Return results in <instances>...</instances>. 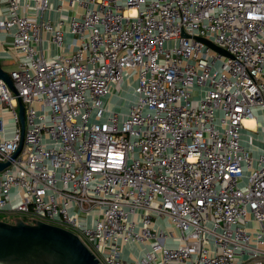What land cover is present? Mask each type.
I'll return each mask as SVG.
<instances>
[{
    "label": "built area",
    "instance_id": "obj_1",
    "mask_svg": "<svg viewBox=\"0 0 264 264\" xmlns=\"http://www.w3.org/2000/svg\"><path fill=\"white\" fill-rule=\"evenodd\" d=\"M0 59V213L103 264H264V0H0Z\"/></svg>",
    "mask_w": 264,
    "mask_h": 264
},
{
    "label": "water",
    "instance_id": "obj_2",
    "mask_svg": "<svg viewBox=\"0 0 264 264\" xmlns=\"http://www.w3.org/2000/svg\"><path fill=\"white\" fill-rule=\"evenodd\" d=\"M205 41L216 50L227 53L210 41ZM0 79L16 92L13 80L1 63ZM19 110L24 135L23 104H20ZM8 164L9 162L0 163V169ZM0 264H103V262L81 237L70 229L40 219L25 221L21 217H16L13 222L0 219Z\"/></svg>",
    "mask_w": 264,
    "mask_h": 264
},
{
    "label": "rangeland",
    "instance_id": "obj_3",
    "mask_svg": "<svg viewBox=\"0 0 264 264\" xmlns=\"http://www.w3.org/2000/svg\"><path fill=\"white\" fill-rule=\"evenodd\" d=\"M0 63L5 70L10 71L11 68L13 67L14 60H12V59H0ZM132 87L133 86H131L130 83L127 81L121 86H116L115 90L112 88V92H114V95L112 97L111 103L115 104L118 102H122L120 97H122L123 94H125V102H126L127 98H134ZM253 153H254V155L256 154V152H253ZM0 219L6 220V221H11L10 219H12V218L6 216L3 213H0Z\"/></svg>",
    "mask_w": 264,
    "mask_h": 264
},
{
    "label": "crops",
    "instance_id": "obj_4",
    "mask_svg": "<svg viewBox=\"0 0 264 264\" xmlns=\"http://www.w3.org/2000/svg\"><path fill=\"white\" fill-rule=\"evenodd\" d=\"M6 61V60H5ZM7 71V70H6ZM112 99L108 98L107 101H111ZM260 137H262V139H264V136H261L260 133L258 134Z\"/></svg>",
    "mask_w": 264,
    "mask_h": 264
},
{
    "label": "bare ground",
    "instance_id": "obj_5",
    "mask_svg": "<svg viewBox=\"0 0 264 264\" xmlns=\"http://www.w3.org/2000/svg\"><path fill=\"white\" fill-rule=\"evenodd\" d=\"M247 123H248V124H251V123H252V121H247Z\"/></svg>",
    "mask_w": 264,
    "mask_h": 264
},
{
    "label": "trees",
    "instance_id": "obj_6",
    "mask_svg": "<svg viewBox=\"0 0 264 264\" xmlns=\"http://www.w3.org/2000/svg\"><path fill=\"white\" fill-rule=\"evenodd\" d=\"M11 221L10 222H13L14 220L13 219H10Z\"/></svg>",
    "mask_w": 264,
    "mask_h": 264
}]
</instances>
